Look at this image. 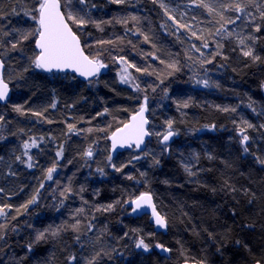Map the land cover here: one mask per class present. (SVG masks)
<instances>
[{
    "label": "trees",
    "instance_id": "16d2710c",
    "mask_svg": "<svg viewBox=\"0 0 264 264\" xmlns=\"http://www.w3.org/2000/svg\"><path fill=\"white\" fill-rule=\"evenodd\" d=\"M43 1L0 0V264L263 263L264 0H59L86 83L38 69ZM143 103L146 150L111 157Z\"/></svg>",
    "mask_w": 264,
    "mask_h": 264
},
{
    "label": "water",
    "instance_id": "95a60500",
    "mask_svg": "<svg viewBox=\"0 0 264 264\" xmlns=\"http://www.w3.org/2000/svg\"><path fill=\"white\" fill-rule=\"evenodd\" d=\"M35 48L38 53L37 65L43 72L71 74L82 82L95 79L100 72V65L86 54L79 37L67 22L59 0H44L40 7ZM4 68L5 65L0 59V103L2 104H6L11 97V87L4 81ZM149 126L147 107L143 106L109 136L110 154L114 156L132 148L142 153L151 137ZM174 139L175 133L167 131L161 138L160 144L169 146ZM130 208L135 217L148 216L155 232L166 230V223L157 211L150 194L144 193L138 196L132 201Z\"/></svg>",
    "mask_w": 264,
    "mask_h": 264
},
{
    "label": "bare ground",
    "instance_id": "6f19581e",
    "mask_svg": "<svg viewBox=\"0 0 264 264\" xmlns=\"http://www.w3.org/2000/svg\"><path fill=\"white\" fill-rule=\"evenodd\" d=\"M43 2H44V1H43ZM42 4H43V3H42ZM41 6H42V5H41ZM66 20H67V19H66ZM67 22H68V21H67ZM68 23H69V22H68ZM69 25H70V23H69ZM70 26H71V25H70ZM34 48H35V44H34ZM35 51H36V48H35ZM36 53H37V52H36ZM86 54H87V53H86ZM37 55H38V53H37ZM37 55H36V58H35V63H36V65H37ZM87 55H88V54H87ZM88 56H89V55H88ZM89 57H90V56H89ZM90 58H91V57H90ZM0 59H1V58H0ZM91 59L94 60L93 58H91ZM94 61H96V60H94ZM96 62H97V61H96ZM97 63H98V62H97ZM98 64H99L100 67H101L100 72H99V74H100V73L102 72V70H103V65L100 64V63H98ZM4 65H5V64H4ZM37 66H38V65H37ZM38 69H39V67H38ZM39 70H41V69H39ZM41 71H42V70H41ZM42 72H43V71H42ZM44 73H46V72H44ZM64 74H65V73H64ZM99 74H98V75H99ZM4 81H5L6 83H8L6 80H4ZM90 81H91V80H90ZM87 82H89V81H87ZM85 83H86V82H85ZM8 84H9V83H8ZM9 85H10V84H9ZM10 87H11V86H10ZM12 97H13V91H12V88H11V97H10V99H12ZM10 99H9V100H10ZM9 100H8V101H9ZM7 103H8V102H7ZM7 103H6V104H7ZM6 104H2V103H0V106H5ZM143 106H146V107H147V115H148V104H147V103H143V104H141V105L138 107V109H137L133 114H135V113H136L141 107H143ZM133 114H131L130 116H132ZM130 116H129V117H130ZM129 117H128V119H129ZM128 119H127V120H128ZM127 120H126V121H127ZM126 121H125V122H126ZM125 122H124V123H125ZM124 123H123V124H124ZM117 128H118V127H117ZM117 128H115V129H117ZM115 129L112 130V131L110 132L109 136L115 131ZM149 132H150V131H149ZM164 134H165V132H164L163 134L159 135V137H158V140H159V141H160L161 138L164 136ZM150 135H151V137H152L151 132H150ZM151 137H150V139H151ZM150 139H149V140H150ZM108 142H109V137H108ZM147 143H148V142H147ZM146 147H147V144H146ZM132 150L135 151V152H137V151L135 150V148H132V149L129 150V151H132ZM145 150H146V148H145ZM145 150H144V151H145ZM144 151H143V152H144ZM143 152H142V153H143ZM121 153H122V152H121ZM137 153H138V152H137ZM117 154H118V153H117ZM117 154H116V155H117ZM109 155H110L111 157L116 156V155L112 156V155L110 154V152H109ZM142 194H144V193H142ZM142 194H140V195H142ZM140 195H139V196H140ZM137 197H138V196H137ZM137 197H136V198H137ZM136 198H135V199H136ZM135 199H133L132 201H134ZM132 201H131V203H132ZM131 203H130V205H131ZM130 211H131V208H130ZM131 214H132V212H131ZM132 215H133V214H132ZM133 216H134V215H133ZM151 223H152V222H151ZM152 225H153V224H152ZM261 264H263V263H261Z\"/></svg>",
    "mask_w": 264,
    "mask_h": 264
},
{
    "label": "rangeland",
    "instance_id": "374dc122",
    "mask_svg": "<svg viewBox=\"0 0 264 264\" xmlns=\"http://www.w3.org/2000/svg\"><path fill=\"white\" fill-rule=\"evenodd\" d=\"M211 3H212V9L214 10H217L218 12H220V5H219V2H217V1H211ZM192 29H195L194 27H192ZM195 31H196V29H195ZM198 48H199V50L201 49V44H198ZM203 52V51H202ZM94 60H96L98 63H100V64H102L101 63V61L100 60H98L97 58H95ZM152 110H154L153 108H152Z\"/></svg>",
    "mask_w": 264,
    "mask_h": 264
}]
</instances>
